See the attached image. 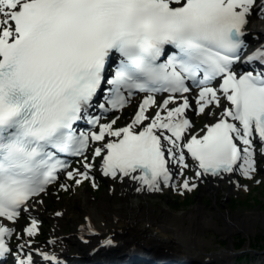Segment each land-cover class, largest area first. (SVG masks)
<instances>
[{
	"label": "snow or ice",
	"instance_id": "snow-or-ice-1",
	"mask_svg": "<svg viewBox=\"0 0 264 264\" xmlns=\"http://www.w3.org/2000/svg\"><path fill=\"white\" fill-rule=\"evenodd\" d=\"M254 4L0 0V257L11 252L8 237L15 231L2 218L16 221L30 197L66 168L60 153L82 154L90 140L104 141L106 134L115 139L95 147L93 155L102 156L101 171L121 179L131 175L149 189L172 183L168 158L187 166L183 149L198 162L197 176L233 171L254 175L253 133L264 142V66L236 69ZM245 61L264 62V46ZM189 80L197 85L196 111L206 105L220 111L202 135L192 133L185 140L189 100L175 93H187ZM101 89L105 95L99 108L104 110L122 107L134 90L147 94L130 123L113 127L91 114ZM164 90L172 94L154 115L146 116L154 93ZM84 119L99 130L78 132L74 125ZM92 167L85 158V171L73 169L66 175L84 178ZM195 187L184 178L180 190ZM38 224L31 218L23 232L35 235ZM33 243L20 238L15 264H37L34 252L58 264L54 253L30 250ZM114 243L105 241L107 246Z\"/></svg>",
	"mask_w": 264,
	"mask_h": 264
},
{
	"label": "rangeland",
	"instance_id": "rangeland-1",
	"mask_svg": "<svg viewBox=\"0 0 264 264\" xmlns=\"http://www.w3.org/2000/svg\"><path fill=\"white\" fill-rule=\"evenodd\" d=\"M248 41L257 43L258 39L250 36ZM136 100L135 103L125 108L107 113L103 122L113 121V127H117V124H123V122L125 123L130 120L135 114L139 96H137ZM156 105L157 103L154 102L150 106V111H153ZM219 111V107H215L214 109L209 105L205 107L204 111L197 113L195 111L193 115L189 114L191 116L189 132H202L204 123L213 121L218 117ZM213 112L215 116L211 115ZM116 120L117 123L115 122ZM107 140L108 135L106 134L104 141H91V145L84 156L73 159V163L60 172L59 177L52 185L43 193L29 200L30 202L40 199L42 211L39 214L31 216L22 209L17 220L10 221V223H14L15 231L13 235L8 237L11 252L5 264H15L16 245L20 242L21 237L24 240H33L34 243L29 245L34 248H32L33 252L35 247H42L51 251L56 250L58 249L57 245L61 244H68L69 248L76 249L78 244L73 234L74 227L72 222L74 219H81L83 217L82 211L88 205L92 206L98 204L100 201L112 203V205L116 202L115 205L120 206L123 210L126 209L124 201L120 196L121 189L118 188L124 182L121 181L119 175L112 177L111 175H105L101 171L100 162L102 156L93 159L95 147H102ZM253 142L256 161L254 175L244 177L240 171L231 172L230 174H233L237 178L234 188L230 187L229 189L227 185L223 184L222 189H218L216 193H211L205 187L207 176L205 177L202 173L197 176L195 164L185 158L186 167L172 162L171 166L177 172V175L174 180H171V184L162 185L154 193L146 194L145 197L139 198V201H142L143 208L147 204H151L152 207L154 206L152 211L155 214L160 212L161 205L177 213L193 210L194 206L199 204L204 207L205 211L215 213L214 219H217L219 224H223L224 222L232 223L230 220H225L226 218L217 217L218 214L226 212L242 216L246 215L247 220L256 214L264 216V143H258L255 139ZM85 158L88 163L93 164L91 169H87L90 175L84 178H81L78 174L68 177L66 175L67 171L78 169L80 172H83L86 170ZM182 168L183 171H181ZM184 178H189L190 183L196 184V187L181 191L180 186ZM77 180H80V183H77ZM61 185L66 186L62 187ZM172 185L176 186L173 187ZM86 196H88L87 204L85 201ZM60 209H66V213L57 215ZM54 214L56 215L54 216ZM31 218L39 221V231L35 235L29 236L23 232V227L27 223H30ZM5 220L8 221L7 219ZM15 232H19L20 237H17ZM206 238L214 241V251L208 249L210 253H215L218 250L221 251L222 248L226 250L233 249L236 255L232 259L229 258V261H235L236 264H243V259H250L249 261H253V264H262V261L264 262V221L257 224L256 232L246 229L245 231H235L233 235H222L215 229H211L207 233ZM112 240L116 242V240ZM208 252L206 251L207 254ZM249 261L246 263L250 264Z\"/></svg>",
	"mask_w": 264,
	"mask_h": 264
},
{
	"label": "bare ground",
	"instance_id": "bare-ground-1",
	"mask_svg": "<svg viewBox=\"0 0 264 264\" xmlns=\"http://www.w3.org/2000/svg\"><path fill=\"white\" fill-rule=\"evenodd\" d=\"M246 30L249 36L258 39V43H264V0L255 1ZM184 95L190 99L189 92ZM139 103H137V108ZM169 106L174 107L175 103L169 102ZM194 110H196V102L190 100L186 112L194 114ZM195 169L197 171V165ZM176 175L177 172H173L171 180H174ZM121 181L124 184L118 188L121 189L120 196L126 209L123 210L115 205L114 199L115 204L113 205L103 201L92 206L88 205L82 211L83 217L74 219L72 222L73 234L78 244L76 249L69 248L68 244L57 245L58 249L52 251L42 247L38 248L50 254L54 253L59 258L58 264H135L138 262L127 261L129 258L125 259V257L135 259L137 253H145L154 258L150 261L146 256L144 258L146 264H168L174 258H177L175 259L177 261H185L187 258L194 257L220 258L221 262L218 263H226V260L234 258L236 253L231 248L227 250L222 248L221 251L218 250L215 253L208 252V249H214V241L206 238L207 233L211 229H215L222 235H233L235 231L246 229L256 232L257 224L264 221L263 215L256 214L247 220L246 215L226 212L218 214L217 217L226 218L225 220H230L232 223L219 224L218 220L214 219L216 214L205 211L204 207L199 204L195 205L193 210L177 213L161 205L160 212L155 214L152 211L154 206L147 204L143 208V203L139 201V198L152 194L158 189H149L146 185L141 186L140 182L133 180L131 175L124 177ZM236 183L237 178L233 174L225 173L206 179L205 187L211 193H216L218 189H222L223 184L230 189V187L234 188ZM162 185L164 184L161 183L159 189ZM87 200L88 196L85 198L86 204ZM41 204L40 199L32 200L28 202L27 209L23 207V211L31 216L37 215L42 211ZM58 213L57 215H62L66 213V209H60ZM6 223L14 228V223ZM93 227L95 231L92 230ZM108 239L116 240L117 246L109 248L105 245ZM28 248L34 249L32 246ZM34 258L37 264L49 263L39 253L34 252ZM56 263L57 261L51 262V264Z\"/></svg>",
	"mask_w": 264,
	"mask_h": 264
},
{
	"label": "water",
	"instance_id": "water-1",
	"mask_svg": "<svg viewBox=\"0 0 264 264\" xmlns=\"http://www.w3.org/2000/svg\"><path fill=\"white\" fill-rule=\"evenodd\" d=\"M142 256V255H141ZM146 256L145 255H143L142 256V258L141 259H144ZM138 259H140V258H138ZM137 259V260H138ZM147 259H149L150 261L152 260V259H154V258H152L151 256L149 257V258H147ZM175 259H177V258H174V259H172V261H175ZM188 259V258H187ZM144 260H146V259H144ZM188 260H190V262H192V263H198L199 261H203V257H198V258H191V259H188ZM127 261H130V260H127ZM135 262H136V260H134ZM177 261V260H176ZM136 264H138V263H136Z\"/></svg>",
	"mask_w": 264,
	"mask_h": 264
}]
</instances>
